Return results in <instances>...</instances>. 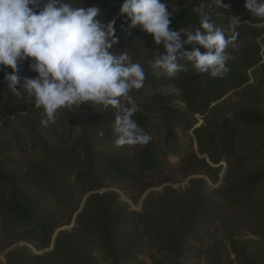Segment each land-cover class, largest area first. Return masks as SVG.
<instances>
[{
    "label": "trees",
    "instance_id": "trees-1",
    "mask_svg": "<svg viewBox=\"0 0 264 264\" xmlns=\"http://www.w3.org/2000/svg\"><path fill=\"white\" fill-rule=\"evenodd\" d=\"M18 243L51 250L7 264H264V0H0Z\"/></svg>",
    "mask_w": 264,
    "mask_h": 264
},
{
    "label": "rangeland",
    "instance_id": "rangeland-1",
    "mask_svg": "<svg viewBox=\"0 0 264 264\" xmlns=\"http://www.w3.org/2000/svg\"><path fill=\"white\" fill-rule=\"evenodd\" d=\"M87 41L84 40L82 42V45L84 43H86ZM82 52V50L80 51V53ZM80 60L81 61H84L83 60V57L81 56L78 60H72L64 69V73H76L75 76H74V81H78L80 80V77L85 73V68H84V63L81 62L80 63ZM185 185V183H182V184H179V185H174L173 188L175 189H179V188H183ZM218 185H216L214 188H216ZM154 191H158L160 189H152ZM150 190L147 191V193L149 192ZM124 201L127 202L126 199H123ZM129 204L131 205L132 209L136 210V211H139L141 209V202H139L138 205H134L132 203L129 202ZM72 228V225L70 226H66V227H63L62 230H66V231H69L70 229ZM15 246H28L24 243H18L16 245H13L12 247H10L8 250H6L5 252H3L2 254H0V264H7V260L5 258L6 254L12 249L14 248ZM30 249H32V247L28 246ZM205 248V247H204ZM204 248H202V250L204 251ZM50 249H46V250H43V251H35L32 249V251L37 254V255H41L45 252H48L50 251ZM145 260V259H144ZM194 264H205V258L203 256H200V257H197L195 258V261L193 262Z\"/></svg>",
    "mask_w": 264,
    "mask_h": 264
},
{
    "label": "water",
    "instance_id": "water-1",
    "mask_svg": "<svg viewBox=\"0 0 264 264\" xmlns=\"http://www.w3.org/2000/svg\"><path fill=\"white\" fill-rule=\"evenodd\" d=\"M62 230V229H61Z\"/></svg>",
    "mask_w": 264,
    "mask_h": 264
}]
</instances>
